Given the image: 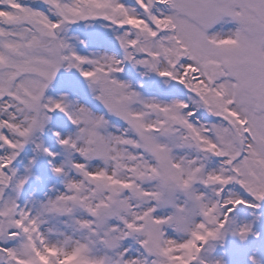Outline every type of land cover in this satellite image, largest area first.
<instances>
[{
    "label": "snow or ice",
    "instance_id": "1",
    "mask_svg": "<svg viewBox=\"0 0 264 264\" xmlns=\"http://www.w3.org/2000/svg\"><path fill=\"white\" fill-rule=\"evenodd\" d=\"M0 264H264V0H0Z\"/></svg>",
    "mask_w": 264,
    "mask_h": 264
}]
</instances>
